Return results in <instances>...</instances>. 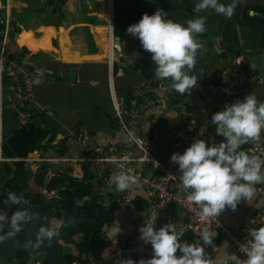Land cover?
Segmentation results:
<instances>
[{
    "label": "crops",
    "instance_id": "obj_1",
    "mask_svg": "<svg viewBox=\"0 0 264 264\" xmlns=\"http://www.w3.org/2000/svg\"><path fill=\"white\" fill-rule=\"evenodd\" d=\"M197 2L198 0H60V6H55L33 0H0V15L6 11L11 20L7 40L20 41L22 45H32L37 50V58L29 64L31 68L34 67L33 71L37 75L39 70H43V76L47 78L46 82L35 85V93L38 100L52 109L55 115L38 117L32 124L47 128L51 134L46 140L50 142L82 131L89 136L91 145L123 147L124 152H118L119 155L137 157L139 151L128 145L127 134L120 128L117 119L118 110L125 109L124 106L128 103V101L124 102L125 99H122L120 94L124 89H128L127 97H129L133 88L145 83L147 78L145 73L135 70L136 67L149 70L153 77L155 65L151 54L144 51L139 40L130 35L124 43L120 39L123 59L129 63L126 68L122 66L120 54L113 49L115 38L118 37L115 33L116 25L117 31L124 33V27L139 22L145 13L154 14L157 9H162L166 13V19L181 24H185L190 18L205 16L206 32L198 37L203 43V48L198 50L196 67L192 73L199 77L198 85L212 80L211 85L217 87L221 72L232 67L234 57L226 51V47L234 48L239 52L238 59L241 63L253 53L264 52L261 46V33L238 23L244 7H248L254 13L250 15L251 17H260L256 10L264 8V0H240L231 18L217 15L212 10L196 13L194 5ZM220 2L228 4L231 0H220ZM231 25H236V28H232ZM14 28L21 32L18 34L20 36L18 40L11 38L17 34ZM217 36L220 37L218 42L214 39ZM38 41L43 43L38 45L36 44ZM1 46L2 42H0ZM6 47L10 54L13 47L9 45ZM71 68L77 69V77L74 81L70 77ZM201 69L203 75H200ZM244 72L257 73L254 70ZM10 86L9 80L6 79L0 88V156L2 155L4 160H0V179L3 181V185L0 184V195L8 191L4 166L8 165L14 170L15 163L23 159L18 156L7 157L2 151L4 140L8 141L19 128L26 125L17 118L9 106L12 98ZM86 87L92 95L82 93L81 96L84 99L95 100L92 106H87L93 110L88 115L81 112L80 109L85 108L82 106L76 107L78 110L68 109L69 104L59 97L60 94L65 96L71 89H87ZM54 89L57 90L61 101L60 107L51 103V93ZM196 89L194 88L184 100L172 103L167 109L160 106L145 109L141 122L134 131L135 136L149 143L152 153L161 165L168 163L175 145L189 127H194V140L204 139L212 143L213 140L217 141L221 138L216 135V125H213L210 118L212 113L224 110L230 103L215 95L201 98L197 95ZM145 93L147 98L163 95L158 89L150 87L145 89ZM251 93H254L259 101H264V77L244 87V97ZM79 99L81 100V97ZM104 99L107 101L106 105L103 103ZM183 105L187 106V111L183 110ZM263 133L264 131L261 132ZM65 144L67 151L64 154H61L62 149H60L58 152L49 151L48 155L53 158L59 156L77 158L83 155V146L79 142ZM34 151L28 153L27 157L32 156ZM48 166L51 169H60L59 163H49ZM137 166L145 173L160 174V170L155 167L140 164ZM52 179L45 176V183L48 184ZM45 191L47 190H40L41 193ZM122 193L131 194L133 202L126 209L113 215L112 222L104 229L105 236L106 234L110 236L112 230L118 228L121 230L119 235H128L153 215L159 219L164 214L167 223L175 224L178 232L187 221L186 213L180 208H174L172 213L168 207L151 208L150 195L140 183L123 192L116 190L114 194ZM142 201H146L148 206L143 211H138L137 205ZM262 208H264V187L251 200H242L235 211L227 208L223 215L224 224L229 230L236 231L247 224L254 213ZM165 210H168L167 215ZM156 227L159 228L158 225ZM216 239L213 260L224 257L229 260V264H234L231 255H237L238 251L229 241L220 238L214 240ZM148 252L149 248L146 246L135 249L138 256H145ZM105 257L109 264H116L112 253ZM33 263L36 262L30 264Z\"/></svg>",
    "mask_w": 264,
    "mask_h": 264
},
{
    "label": "clouds",
    "instance_id": "obj_2",
    "mask_svg": "<svg viewBox=\"0 0 264 264\" xmlns=\"http://www.w3.org/2000/svg\"><path fill=\"white\" fill-rule=\"evenodd\" d=\"M239 3L240 0H231L228 4L220 0H198L194 11L212 10L217 15L231 18ZM253 14L249 12V15ZM165 16L162 9H157L152 15L145 13L139 22L127 28V34L137 38L142 49L151 54L155 78L169 80L168 88L184 96L191 94L198 85L199 77L192 73L198 50L203 48L198 37L206 32V17L197 16L181 24ZM214 39L218 42L220 37ZM43 74V70L38 71V76ZM200 75H203V69ZM34 83L39 84L40 79ZM211 122L216 125V135L223 137L221 142L213 140L209 145L204 139H196L183 154L174 153L170 158L180 172L177 189L185 194L187 201L199 206V220L205 223L219 217L226 208L235 211L242 200L252 199L254 185L264 183V159L241 150L242 145L261 139L264 101H259L254 93L247 94L242 101L236 100L226 105L224 110L215 112ZM132 135L130 132L129 136ZM138 183V178L126 171L114 173L109 181V185H114L119 192ZM4 204L21 207L10 216L0 211V231L5 224L9 228L7 235L0 236V240L20 232L23 224L33 219L32 213L23 207L30 204L23 193L9 192ZM156 223L157 216L153 215L139 229V239L151 245V258H142L138 262L131 258L118 259L116 264H229L224 257L213 260L205 251V247L213 246L216 232L204 227L200 233L202 244L181 242V233L175 224L167 223L157 228ZM120 231V228L113 229L110 238L113 234L119 235ZM58 235V232L42 226L35 242L26 241L25 246L38 248L45 240L50 243ZM249 235L248 246H240L244 258L231 255L234 264H264V227L251 229Z\"/></svg>",
    "mask_w": 264,
    "mask_h": 264
},
{
    "label": "built area",
    "instance_id": "obj_3",
    "mask_svg": "<svg viewBox=\"0 0 264 264\" xmlns=\"http://www.w3.org/2000/svg\"><path fill=\"white\" fill-rule=\"evenodd\" d=\"M33 1L60 6V0ZM0 20L4 25L3 41L0 47V88H2L4 81L8 79L11 84L10 93L12 97L9 105L10 108L23 124H30L38 117L54 116L55 112L42 104L35 93L36 83H34V80L40 79V83H43L47 81V78L45 76H38L33 71L34 67L31 68V66L26 64H20L10 58V54L6 50V40L9 28L11 27V20L6 11L0 15ZM113 49L120 54L119 58L122 59V66L125 68L128 67L129 63L123 59L121 45L115 42ZM259 78L255 72L246 74L239 59L234 57L232 67L221 72L217 87L202 83L197 85L196 93L201 98H208L215 95L219 99L228 101L231 104L236 100L242 101L244 98V87L249 83L256 82ZM169 84V80H158L155 76L149 78L142 86L133 88L127 106L123 105L125 109H119L117 112L120 128L127 134L128 145L139 151L137 157L133 155H119L118 152H124L123 147L91 145L88 140L89 136L79 131L78 133H71L61 140L44 141L40 147L35 149L32 156L21 159V162L32 178L38 175H44L47 178L63 177L64 175L73 178H82L84 169H90L95 175V180L99 182L97 194L101 198V204L104 208L111 209L113 214L126 209L133 202L131 194H114L116 192L115 186L109 185L110 177L114 173L126 171L136 176L139 183L146 189L151 198V208L168 207L170 213L173 212L174 208H180L186 213L187 221L179 233L191 232L200 237L202 229L207 227L209 231L217 233L215 238L227 240L232 243L238 251L237 256L244 258V253L240 250V246L242 244L248 246V242L251 240L249 235L251 229L264 227V208L256 211L249 222L236 231L229 230L224 224L223 215L227 211V208L219 217H214L207 223L201 222L199 220V206L187 201L185 194L176 187L180 175L178 165L171 163L170 160L164 165L159 164L151 151L149 143L143 138L134 135V131L140 124L145 109L153 106H160L163 109H167L170 106V102L173 101V95L172 90L168 88ZM148 87L158 89L163 95L161 97L153 96L152 98H147L145 89ZM187 109V106L183 105V110L187 111ZM130 132L133 133L132 136H129ZM193 140L194 127L192 126L186 130L182 139L177 142L172 155L174 153L183 154L193 143ZM73 142H79L83 146V155L81 157L59 156L53 158L48 155L49 151L58 152L63 144ZM241 150L264 159V133L261 134V139L258 142H251L246 147H241ZM0 160L4 161L2 155L0 156ZM49 163L62 164L63 168L59 166L60 169H51L48 166ZM138 164L155 167L160 170V174L153 175L145 173L142 168L137 166ZM262 173H264V168H262ZM263 187L264 183L254 185V195L261 192ZM43 194L45 196L44 203L53 197H57L58 201L60 199L57 192L48 193L45 191ZM6 226L7 224L4 225V228ZM141 226H138L128 235H118L110 238L106 234L107 239L113 245L111 253L115 256L116 261L118 259L131 258L138 262L142 258H151V245H146L139 239V229ZM139 246L148 247L149 252L145 256H138L135 253V249Z\"/></svg>",
    "mask_w": 264,
    "mask_h": 264
},
{
    "label": "trees",
    "instance_id": "obj_4",
    "mask_svg": "<svg viewBox=\"0 0 264 264\" xmlns=\"http://www.w3.org/2000/svg\"><path fill=\"white\" fill-rule=\"evenodd\" d=\"M250 9L248 7L243 8V14L238 21L240 24H244L262 35V49H264V8H258L256 13L262 14V18L249 15ZM232 28H236V25H231ZM125 32L121 33L117 31V25L115 26V33L120 37L121 42H126L129 38L127 34V28ZM229 29V28H228ZM14 32L20 34L19 29L14 28ZM235 33V31H234ZM3 41V36H0V42ZM43 42L38 41L36 44H41ZM13 47L12 52L10 53V58L20 64H29L37 58V50L30 44L22 45V42H14L12 40H7L6 46ZM6 50L9 51L6 47ZM116 66V65H115ZM242 68L246 72L253 71L250 68V62L245 58L241 63ZM135 70H141L146 75V80L151 78L149 70L144 69L143 67H136ZM206 84H213L212 80L208 81ZM173 103L184 100L190 94H185L181 96L178 92L172 90ZM127 97L124 102L129 101ZM50 131L47 128L38 127L32 123L23 125L19 128L14 135L8 140L3 142L2 151L3 154L7 157L18 156L20 158L27 157L28 153L34 151L36 148L47 139L50 135ZM223 137L219 138L217 143L221 142ZM211 145V143H208ZM250 143H247L243 147H246ZM61 154H64L67 151V146L64 144L61 147ZM5 174L6 178V187L7 192H3L0 195V211H5L10 216L18 207L21 206H6L4 200L7 198L9 192L23 193L26 200L30 201V204L23 205L24 208H27L28 211L37 209L40 205L44 203L45 196L40 192L41 189H46L48 193L57 192L60 196L58 205L56 209H47L44 211L45 217H50L55 214V221L53 224L61 225L67 221L69 215L74 211V207L80 201L84 204L86 209L87 216L93 220V223L90 224H81L80 226L74 228L72 235L75 239L79 237L78 244L75 247L76 253L67 254L66 258L70 264H109L106 262V255L111 253L113 250V245L111 241L107 239L104 234V229L106 226L110 225L113 220V213L111 209H106L101 204V198L97 194V188L99 182L95 181V176L90 169H84V174L82 178H73L71 176H63L61 178L54 177L49 183H45V176L39 175L36 178H32L28 171L25 169L22 162L15 163V169L13 170L8 165H5ZM64 189H62V187ZM148 204L146 201L137 205L138 211H143L146 209ZM50 210V211H49ZM49 211V212H48ZM167 215L168 210H165ZM165 215L157 219L156 225L163 226L167 224ZM9 231V228L6 227L3 231H0V236H6ZM20 232L14 233L10 239L17 237L21 234ZM188 241L189 243L202 244L203 241L199 239L195 234L191 232L181 233V242ZM217 243V239L213 240V246L205 247V251L209 257L213 259L214 256V245ZM25 252H20L19 257L23 258ZM179 255V252L177 253ZM32 260L31 262H33Z\"/></svg>",
    "mask_w": 264,
    "mask_h": 264
},
{
    "label": "water",
    "instance_id": "obj_5",
    "mask_svg": "<svg viewBox=\"0 0 264 264\" xmlns=\"http://www.w3.org/2000/svg\"><path fill=\"white\" fill-rule=\"evenodd\" d=\"M262 17V14H258ZM4 34V25L0 20V36ZM12 35V34H11ZM10 35V36H11ZM20 36L14 34L11 36L13 40H18ZM115 42L120 43V38L116 37ZM226 51L233 57L238 58L239 52L231 47H226ZM250 61L251 68L258 73L260 77H264V52H256L247 57ZM71 80H76L77 69H70ZM129 90L124 89L120 96L126 99ZM188 101V100H187ZM173 102H170L172 105ZM58 198L53 197L40 205L37 209L29 211L33 215V219L29 223L23 224L22 232L19 236L10 239L0 240V264H9L11 261H16L17 264H30L35 256H42L39 264H70L62 249L61 242L69 245L77 246L78 241L72 235L74 228L81 224H90L91 220L87 214L83 204H76L74 211L69 215L67 221L58 227H53L55 221V214L50 217H45L44 211L47 209H56L58 205ZM47 227L59 233V235L51 240L49 243L45 240L38 248L26 247V241L35 242L37 233L40 227ZM20 252H25L23 258L19 257Z\"/></svg>",
    "mask_w": 264,
    "mask_h": 264
},
{
    "label": "rangeland",
    "instance_id": "obj_6",
    "mask_svg": "<svg viewBox=\"0 0 264 264\" xmlns=\"http://www.w3.org/2000/svg\"><path fill=\"white\" fill-rule=\"evenodd\" d=\"M82 93L92 95V92L87 88V89H71V90H69V92L67 94H65V96L60 94L59 97L63 98L65 100V102H67L69 105H71V106L67 105L68 109L78 110V108H76V107L82 106L85 108H81L80 109L81 112L88 115L93 110L87 106H92V104L95 103V100L94 99H84L81 96ZM51 96H52L51 103H53V106L60 107L61 101L58 98L57 90L54 89L51 93ZM79 97H81V100L79 99ZM103 103L106 105L107 101L104 99ZM72 106H74V107H72ZM60 167L63 168V165L60 164ZM0 184L3 185V181H1V179H0ZM79 203L82 204L81 201ZM58 226H60V225H58ZM58 226L56 224H53V227H58ZM78 239H79V237H77V240ZM61 244H62V249H63V252L65 253V255L73 254V253L75 254L76 248L73 245L65 244L63 242H61ZM33 260H34V262L39 264L42 260V256H35L33 258ZM9 264H17V263H16V261H11Z\"/></svg>",
    "mask_w": 264,
    "mask_h": 264
}]
</instances>
